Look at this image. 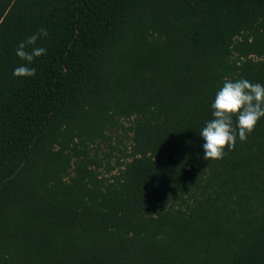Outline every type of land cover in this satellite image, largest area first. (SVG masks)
<instances>
[{"label": "trees", "instance_id": "1", "mask_svg": "<svg viewBox=\"0 0 264 264\" xmlns=\"http://www.w3.org/2000/svg\"><path fill=\"white\" fill-rule=\"evenodd\" d=\"M225 78L264 85V0H0V264H264V118L203 158Z\"/></svg>", "mask_w": 264, "mask_h": 264}, {"label": "clouds", "instance_id": "2", "mask_svg": "<svg viewBox=\"0 0 264 264\" xmlns=\"http://www.w3.org/2000/svg\"><path fill=\"white\" fill-rule=\"evenodd\" d=\"M47 36V31L41 28L17 46L16 55L25 63L14 69L15 77L35 75L36 69L28 65L46 54L47 50L36 47V43ZM211 109L212 119L205 123L199 136L204 141V160L215 162L224 158L226 149L231 151L235 148L237 138L242 143L246 142L260 119L264 118V85L247 79L233 81L225 78L215 94Z\"/></svg>", "mask_w": 264, "mask_h": 264}, {"label": "rangeland", "instance_id": "3", "mask_svg": "<svg viewBox=\"0 0 264 264\" xmlns=\"http://www.w3.org/2000/svg\"><path fill=\"white\" fill-rule=\"evenodd\" d=\"M121 124L123 128H118V130L112 135V149H110L106 144H99L95 151L90 152L91 155L96 153L95 158L99 160L101 165H103L104 160L107 158L110 163H114L116 159H120L121 152H123V149L128 145V124L126 121H121Z\"/></svg>", "mask_w": 264, "mask_h": 264}]
</instances>
